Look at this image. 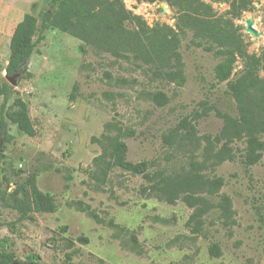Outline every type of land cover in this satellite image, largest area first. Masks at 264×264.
Returning a JSON list of instances; mask_svg holds the SVG:
<instances>
[{"label":"rangeland","instance_id":"rangeland-1","mask_svg":"<svg viewBox=\"0 0 264 264\" xmlns=\"http://www.w3.org/2000/svg\"><path fill=\"white\" fill-rule=\"evenodd\" d=\"M203 1L220 15L230 0ZM47 2L0 0V83L7 82L16 23L25 13L39 15ZM123 5L148 27L164 24L178 32V13L166 0H123ZM247 18L257 37L245 31ZM233 22L248 52L260 55L264 0H251ZM43 35L21 77L10 84L13 94L5 105L11 110L16 97L24 100L35 133L28 136L9 121L0 130V240L14 261L264 264V149L258 162L244 164V138L231 130L238 117L234 99L214 77L221 58L215 49L193 42L190 29L177 33L184 77L179 86L130 51L98 50L56 28ZM241 69L238 60L231 78ZM159 91L167 97L163 105L153 97ZM182 119L189 123L185 128L179 127ZM170 132L172 144L163 140ZM104 135L123 140L126 159L144 162L145 172L113 164ZM260 139L264 142V132ZM192 162L208 179L222 181L195 192L209 202L198 219L192 215L200 204L188 206L184 191L168 198L153 188L163 176L191 172ZM36 189L51 196L53 212L34 210Z\"/></svg>","mask_w":264,"mask_h":264},{"label":"trees","instance_id":"trees-1","mask_svg":"<svg viewBox=\"0 0 264 264\" xmlns=\"http://www.w3.org/2000/svg\"><path fill=\"white\" fill-rule=\"evenodd\" d=\"M166 2L173 5L178 13L175 23L178 32H183L184 28L190 29L193 42L207 44V49L214 48L215 54L221 57L214 66V77L217 82L226 83L228 93L234 99L238 117L232 122L231 130L236 136L244 138L243 162L246 166L255 164L264 149V142L260 139V134L264 132V73L260 75L261 70L264 72V51L260 55L249 53L239 26L233 22L242 11L250 8L251 0H230L228 10L220 15H216L211 5L203 0ZM47 4L39 15L25 13L16 23L9 41V58L5 68L7 75L24 66L36 43L43 39V32L56 28L98 50L115 55L130 51L136 58L155 63L157 74L164 79L179 86L183 84L180 53L177 51L178 32L170 26L148 27L140 16L124 7L123 0H48ZM128 24L135 27L129 29ZM37 33L38 37L34 39ZM238 60L242 62V69L236 77L231 78ZM12 94L9 83H0V130L5 131L9 121L28 136H33L34 126L24 100L16 97L9 106L11 110H5ZM153 97L158 105L167 101L166 95L160 91ZM187 125L186 119L179 123L180 128ZM174 135V132H170L164 135L163 140L172 144ZM103 138L111 146L109 153L113 164L136 173L145 172L147 167L144 162L132 163L126 159L123 140L107 135ZM2 157L0 152V163ZM201 165L204 166V163ZM191 166V172L161 177L162 183L156 182L153 188L168 198H175L180 190L184 191L182 200L188 206L200 204L192 215V218L198 219L209 202L195 192L205 186L217 188L222 181L202 175L198 162H192ZM33 208L35 211L53 212L55 205L50 195L36 189ZM6 247L7 242L0 240V264H14V254ZM212 247L213 253L217 254L216 245Z\"/></svg>","mask_w":264,"mask_h":264},{"label":"water","instance_id":"water-1","mask_svg":"<svg viewBox=\"0 0 264 264\" xmlns=\"http://www.w3.org/2000/svg\"><path fill=\"white\" fill-rule=\"evenodd\" d=\"M245 31L250 33L252 36L257 37L258 36V32L257 30L253 27V20L251 18H247L245 20ZM23 72V69L20 68L17 72L11 74V75H6L5 79L7 80V82L11 85H15L18 78L21 77ZM14 264H26V263H18V262H14Z\"/></svg>","mask_w":264,"mask_h":264}]
</instances>
